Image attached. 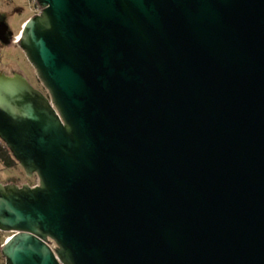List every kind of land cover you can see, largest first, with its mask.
Here are the masks:
<instances>
[{"label":"water","instance_id":"95a60500","mask_svg":"<svg viewBox=\"0 0 264 264\" xmlns=\"http://www.w3.org/2000/svg\"><path fill=\"white\" fill-rule=\"evenodd\" d=\"M0 73L5 264H264V0H35ZM52 242L54 245H50Z\"/></svg>","mask_w":264,"mask_h":264},{"label":"rangeland","instance_id":"374dc122","mask_svg":"<svg viewBox=\"0 0 264 264\" xmlns=\"http://www.w3.org/2000/svg\"><path fill=\"white\" fill-rule=\"evenodd\" d=\"M39 12L40 8L35 0H0V24L6 27L10 38L9 41L0 43V73L11 76L14 71L23 76L35 89L42 90L48 95L38 80L35 69L18 44L24 23ZM37 183V177L34 175L28 178L20 165L4 168L0 164L1 185L11 184L20 187L27 184L32 187ZM11 235L12 232L0 231V264H5L1 255V246Z\"/></svg>","mask_w":264,"mask_h":264},{"label":"trees","instance_id":"16d2710c","mask_svg":"<svg viewBox=\"0 0 264 264\" xmlns=\"http://www.w3.org/2000/svg\"><path fill=\"white\" fill-rule=\"evenodd\" d=\"M0 164L4 168H13L15 166H19L1 140H0Z\"/></svg>","mask_w":264,"mask_h":264},{"label":"flooded vegetation","instance_id":"af4514ba","mask_svg":"<svg viewBox=\"0 0 264 264\" xmlns=\"http://www.w3.org/2000/svg\"><path fill=\"white\" fill-rule=\"evenodd\" d=\"M10 38L8 37V31L6 30V27L3 24H0V43H4L9 41ZM41 93H43L42 90H39ZM44 94V93H43ZM45 95V94H44ZM51 245H54L52 242H50Z\"/></svg>","mask_w":264,"mask_h":264},{"label":"built area","instance_id":"2783aa9c","mask_svg":"<svg viewBox=\"0 0 264 264\" xmlns=\"http://www.w3.org/2000/svg\"><path fill=\"white\" fill-rule=\"evenodd\" d=\"M19 38V37H18ZM51 245V244H50Z\"/></svg>","mask_w":264,"mask_h":264}]
</instances>
